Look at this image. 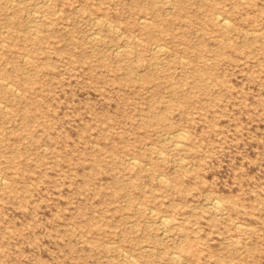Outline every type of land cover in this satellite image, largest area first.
Returning a JSON list of instances; mask_svg holds the SVG:
<instances>
[{"label":"rangeland","instance_id":"1","mask_svg":"<svg viewBox=\"0 0 264 264\" xmlns=\"http://www.w3.org/2000/svg\"><path fill=\"white\" fill-rule=\"evenodd\" d=\"M0 101V264H264V0H0Z\"/></svg>","mask_w":264,"mask_h":264},{"label":"bare ground","instance_id":"2","mask_svg":"<svg viewBox=\"0 0 264 264\" xmlns=\"http://www.w3.org/2000/svg\"><path fill=\"white\" fill-rule=\"evenodd\" d=\"M25 1V0H24ZM15 2V1H14ZM48 2V1H47ZM50 2V1H49ZM154 3V2H153ZM48 4H50V3H48ZM155 4V3H154ZM167 4V3H166ZM11 5H12V3H11ZM46 7V6H45ZM174 8V7H173ZM11 9V8H10ZM55 9V8H54ZM34 10V9H33ZM55 10H57V9H55ZM36 11V10H35ZM60 11V10H59ZM55 12V11H54ZM53 12V13H54ZM57 12V11H56ZM16 13V12H15ZM33 13H34V11H33ZM41 13V12H40ZM7 14H9V13H7ZM42 14V13H41ZM45 14V13H44ZM47 14V13H46ZM54 14H57V13H54ZM37 15V14H36ZM43 15V14H42ZM215 15H217V17H216V21L222 26V27H224L225 29H227V30H230V28H231V26H230V24H229V22L225 19V17L223 18V16H222V14L220 13L219 15H221V16H219L218 14H215ZM34 16V15H33ZM32 16V17H33ZM41 16V15H40ZM140 17V16H139ZM41 18V17H40ZM35 19H37V18H35ZM147 19V18H146ZM141 20V19H140ZM144 21V20H143ZM142 24H143V22H142ZM234 24V23H233ZM140 25V24H139ZM232 25V24H231ZM37 28V27H36ZM33 29V28H32ZM115 29V28H114ZM35 30V29H34ZM117 30V29H116ZM115 31V30H114ZM231 31V30H230ZM111 32H112V30H111ZM36 33H38V32H36ZM35 33V34H36ZM115 33H117V31H115ZM112 35H113V33H112ZM33 36V35H32ZM36 37V36H35ZM91 37V36H90ZM93 37V36H92ZM158 43V42H157ZM159 44V43H158ZM152 46V45H151ZM164 46V45H163ZM152 47H154V46H152ZM151 47V48H152ZM168 48V47H167ZM150 51V50H149ZM150 52H152V51H150ZM154 52L156 53V54H160V53H162L163 52V48L161 47V46H159V45H156L155 46V48H154ZM119 53V52H118ZM164 53H166V52H164ZM154 54V53H153ZM26 55V54H25ZM26 57V56H25ZM29 57V56H28ZM156 57V56H155ZM27 58V57H26ZM25 58V59H26ZM31 58V57H30ZM154 59V58H153ZM161 62V61H160ZM33 64H34V62H33ZM160 65V64H159ZM154 67V66H153ZM142 77V76H141ZM3 81V80H2ZM5 81V80H4ZM11 85H13L12 83H11ZM9 86V85H8ZM151 88H153V87H151ZM15 90V89H14ZM149 90V89H148ZM14 92H16V91H14ZM176 98V97H175ZM1 102H3V101H0V104H1ZM6 104H4L3 105V107L5 106ZM1 106H2V104L0 105V109H1ZM7 106V105H6ZM3 109V108H2ZM6 109H7V107H6ZM172 111V110H171ZM181 134H182V131H181ZM177 137H178V135H177ZM174 138L175 137H173V141H174ZM177 140V139H176ZM181 140V139H180ZM179 141V140H178ZM182 142V141H181ZM183 143V142H182ZM183 145V144H182ZM177 146H179L180 147V144H178V142H176V144H175V147H174V145H173V147L174 148H176ZM184 146H186V145H184ZM159 149V148H158ZM158 149H157V153H158ZM177 149V148H176ZM183 150V149H182ZM155 151V150H154ZM160 153V152H159ZM132 156V155H131ZM147 156V155H146ZM127 157H129V156H127ZM133 157V159H134V156H132ZM132 158H130V160H131ZM136 159V158H135ZM128 161V160H127ZM138 161V160H137ZM137 161L135 160H132L131 161V163L133 164V165H137ZM130 162V161H129ZM142 164H143V162H142ZM187 164V163H186ZM151 165V164H150ZM145 166V165H144ZM147 166H148V164H147ZM146 166V167H147ZM184 167V166H183ZM146 169V168H145ZM156 172V171H155ZM157 174V173H156ZM158 175V174H157ZM162 176V175H161ZM158 177V176H157ZM165 177V176H164ZM164 177H162V178H160V180L161 179H163ZM2 179H4V178H2ZM169 179V178H168ZM1 180V179H0ZM159 180V179H158ZM170 180V179H169ZM162 181H164V179L162 180ZM164 183H168V182H164ZM5 184H6V181H5ZM175 186V185H174ZM213 202V201H212ZM215 203V202H214ZM217 203V202H216ZM216 203H215V207H219V204H218V206L216 205ZM221 206V205H220ZM213 207V206H212ZM224 208V207H223ZM217 210H219V209H217ZM220 211V210H219ZM219 213V212H218ZM162 216H166V215H162ZM159 219H161L160 217H158ZM168 218V217H167ZM166 218V219H167ZM170 218H168L167 220H169ZM171 220V219H170ZM161 223H162V226H163V224L164 225H166L168 222L166 221V220H162L161 221ZM170 224V223H169ZM164 227V226H163ZM175 227V226H174ZM163 230H166V229H163ZM163 232V231H162ZM166 232H168V231H166ZM164 234V233H163ZM184 234V233H183ZM175 254V253H174ZM173 254V255H174ZM171 255V254H170ZM176 256H178V254L176 253ZM175 259H176V257H175ZM180 260H181V258H180ZM130 262H132V263H134V260L133 261H130ZM182 263V262H181Z\"/></svg>","mask_w":264,"mask_h":264}]
</instances>
